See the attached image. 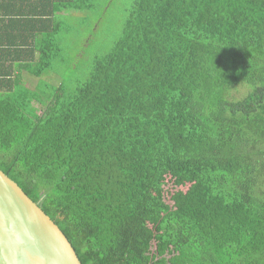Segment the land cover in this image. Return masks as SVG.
<instances>
[{"label": "trees", "instance_id": "obj_1", "mask_svg": "<svg viewBox=\"0 0 264 264\" xmlns=\"http://www.w3.org/2000/svg\"><path fill=\"white\" fill-rule=\"evenodd\" d=\"M107 1L0 0V169L82 264H264V0H130L85 60Z\"/></svg>", "mask_w": 264, "mask_h": 264}, {"label": "water", "instance_id": "obj_2", "mask_svg": "<svg viewBox=\"0 0 264 264\" xmlns=\"http://www.w3.org/2000/svg\"><path fill=\"white\" fill-rule=\"evenodd\" d=\"M0 264H82L61 229L1 169Z\"/></svg>", "mask_w": 264, "mask_h": 264}, {"label": "rangeland", "instance_id": "obj_3", "mask_svg": "<svg viewBox=\"0 0 264 264\" xmlns=\"http://www.w3.org/2000/svg\"><path fill=\"white\" fill-rule=\"evenodd\" d=\"M107 2L109 5L104 18L99 21L97 16H94L90 23L91 29L87 28L84 35L78 39L74 54L85 60L108 51L119 35L124 11L130 4V0H108ZM245 93L246 88L240 87L235 95L241 98Z\"/></svg>", "mask_w": 264, "mask_h": 264}, {"label": "crops", "instance_id": "obj_4", "mask_svg": "<svg viewBox=\"0 0 264 264\" xmlns=\"http://www.w3.org/2000/svg\"><path fill=\"white\" fill-rule=\"evenodd\" d=\"M13 2V1H12ZM11 2V3H12ZM19 5H17V7H18ZM9 9H10V7H8ZM26 12H29V9L27 8L26 9ZM28 16V15H27ZM11 16L9 15V14H7V16L6 15H4V11L0 8V49H3L4 48V45H6V41L5 40H7L6 38H5V36L6 35H3L4 34V32L2 31V30H5V25L8 23V19H13L14 21H18V18H16V16H13L14 18H10ZM2 20H3V22H2ZM18 24V23H17ZM10 30H14V29H10ZM6 33V32H5ZM12 33L10 32V35H11ZM13 35V34H12ZM2 42H4V43H2ZM19 42V40H17V43ZM20 43V42H19ZM54 81H56L55 83L56 84H59L60 83V81L59 80H54Z\"/></svg>", "mask_w": 264, "mask_h": 264}]
</instances>
